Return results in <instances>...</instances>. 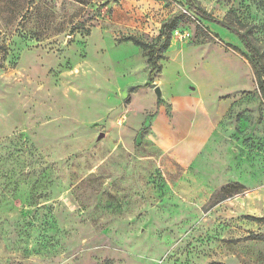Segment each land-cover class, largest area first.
<instances>
[{
  "label": "rangeland",
  "instance_id": "1",
  "mask_svg": "<svg viewBox=\"0 0 264 264\" xmlns=\"http://www.w3.org/2000/svg\"><path fill=\"white\" fill-rule=\"evenodd\" d=\"M191 1L264 65V0ZM175 17L148 82L124 40L158 46ZM0 264H264V101L240 40L185 0H0Z\"/></svg>",
  "mask_w": 264,
  "mask_h": 264
},
{
  "label": "trees",
  "instance_id": "2",
  "mask_svg": "<svg viewBox=\"0 0 264 264\" xmlns=\"http://www.w3.org/2000/svg\"><path fill=\"white\" fill-rule=\"evenodd\" d=\"M187 11L195 14L201 21L215 24L231 34H234L242 43L245 50L248 53L250 64L254 70L256 80H257V89L264 101V65L261 60V52L259 48L252 43L249 38V33L246 31H241L222 20H218L215 17L207 13L203 8L195 6L191 0H185ZM178 18H173L170 22L164 23L161 27V34L159 39H161L160 45H149L148 43L138 40L136 38H127L124 41H129L133 43L136 47L141 48L146 52L147 64L149 65L148 71V82H152L154 75L159 74L161 71L160 60H162L163 54L167 51L170 46L171 41V32L176 28ZM147 85L141 87H135L134 89L145 88ZM256 220L255 218H249Z\"/></svg>",
  "mask_w": 264,
  "mask_h": 264
},
{
  "label": "water",
  "instance_id": "3",
  "mask_svg": "<svg viewBox=\"0 0 264 264\" xmlns=\"http://www.w3.org/2000/svg\"><path fill=\"white\" fill-rule=\"evenodd\" d=\"M155 94H156V97H157V98H160V92H159V89H158V88H156V90H155Z\"/></svg>",
  "mask_w": 264,
  "mask_h": 264
}]
</instances>
